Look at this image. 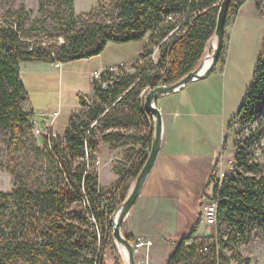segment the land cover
Returning <instances> with one entry per match:
<instances>
[{
  "label": "trees",
  "instance_id": "16d2710c",
  "mask_svg": "<svg viewBox=\"0 0 264 264\" xmlns=\"http://www.w3.org/2000/svg\"><path fill=\"white\" fill-rule=\"evenodd\" d=\"M112 1L116 3L114 19L84 22L79 27L81 18L76 15L75 0H64L68 13L67 25L61 32L64 42L53 46L54 49L42 44L31 46L23 24L16 22L14 26L15 22L8 18L0 21V126L11 131L10 153L19 150L26 128L34 124L32 112L23 107L28 91L21 76L22 61L68 62L101 53L111 41H130L151 32L149 42L139 53L146 56L176 29L161 44L157 64L147 62L136 71H125L107 87H103V81L112 72H104L102 79L94 80L93 96L78 94L81 107L71 115L64 136H40L48 167L39 186H31L24 171L15 166L8 168L15 182L12 189L0 191V264H16L19 259L30 264H108L105 246L108 237L113 236L111 216L119 204L115 202L118 189L106 196L100 185L96 160L102 144L123 145L129 141L151 144L154 123L144 106L143 89L175 82L199 65L214 35L222 3V0ZM237 7L233 5L229 14ZM257 7L264 16L259 2ZM9 13L29 16L24 6ZM256 121H264V36L252 78L229 127L239 124L244 132L248 124ZM150 126L152 131L148 134L145 129ZM259 132L260 126L235 141L234 170L227 172L223 182L215 187L223 264L232 258H243L245 264H251L252 259L240 254L236 245L249 239L254 226L264 227V175L261 163L251 159L249 150ZM146 158L136 157L125 169L119 187L134 182ZM219 160L220 155L208 183L217 177ZM204 197L203 193L202 202ZM196 230L193 228L178 241L168 264L183 260L195 264L193 257L203 264L205 257L196 253V247L184 246ZM128 238L134 240L131 235ZM213 256L208 255L204 264H214Z\"/></svg>",
  "mask_w": 264,
  "mask_h": 264
},
{
  "label": "rangeland",
  "instance_id": "374dc122",
  "mask_svg": "<svg viewBox=\"0 0 264 264\" xmlns=\"http://www.w3.org/2000/svg\"><path fill=\"white\" fill-rule=\"evenodd\" d=\"M258 2L264 8V0H232L231 7L239 5V8L237 7L239 12L232 10L228 16L223 51L213 71L218 75L214 74L211 77L214 79L213 84L216 87L218 86V93L211 99L208 114L200 117L199 122L204 125L205 129L210 130L211 135L223 137L220 158L223 156L227 160V172L234 170V166L229 164L228 160L233 159L235 141L245 138L251 130L260 126V132L249 146V150L251 159L261 163V174L264 175V121L248 124L244 132L240 131L239 124L234 123L229 127V123L236 113L252 78L255 63L263 47L264 16L257 7ZM240 3L243 4L240 6ZM21 6L25 7L29 12V16L23 14L14 16V14L9 13V10H16ZM74 7L76 15L81 18L79 27L84 22L89 23L102 19L111 20L116 15V3L112 0H75ZM67 14V6L64 0H0V21L8 18L9 21L23 24V27L28 30V40L31 46L42 44L47 48L54 49L53 46L61 45L64 42L61 32L67 25ZM79 27L77 28L79 29ZM146 38L148 36L130 41H111L101 53L105 56L109 55L112 61L118 59L135 60L139 57L141 52L139 49L143 46ZM214 46L215 41L210 51H213ZM28 62H32V60ZM135 63H130V66ZM140 66L142 65L136 64L133 67H136L137 70ZM34 86L37 85L28 82L30 99L40 102L41 97L43 100L40 102L42 106L35 108L36 111H42V109L45 111H47L46 109L53 110L61 105L60 120L68 119L69 113L78 103L77 96L72 99V93H69L64 87L54 92L51 91L52 88H49L48 93L44 92L47 94L46 96L40 93L39 88L36 89ZM40 108L42 109L40 110ZM41 117V115L38 117L39 120ZM36 126L37 124L34 123L32 127L26 128L19 150L15 153L9 151L11 131L0 126V191H8L14 186L15 176L8 170L10 166H15L17 169L24 171L31 186H39V181L43 179L44 171L48 167V160L44 153L43 139L37 134ZM145 130L149 131L148 128ZM135 154H137L136 151H129L130 158L134 157ZM107 159L108 152L105 146L102 145L101 163L98 167L101 173L100 183L104 184L102 188L106 196L112 194L111 190L116 191L118 189L115 202L120 204L125 199L123 197H126L133 182H128L120 187L119 181L106 184L112 177ZM99 160L98 157L96 160L97 166ZM123 166L124 162L121 167ZM124 168L126 169V167ZM120 173L122 174V168H120ZM208 184L203 192L205 197L201 202L202 204H200V211L205 200L210 196ZM199 226V232H204L207 236L214 231V226L208 225L204 221L200 220ZM224 231L226 230L224 229ZM236 246L240 254L252 259V264H264V227L254 226L249 239L240 240ZM176 247L173 242L170 247L164 248L162 251H157L158 247H154L153 250L158 255L159 264H167ZM146 258H148V254ZM195 258V264H199L200 259L196 258L195 260ZM105 260L108 264H125L111 235L108 237L105 246ZM16 264L30 263L19 259Z\"/></svg>",
  "mask_w": 264,
  "mask_h": 264
},
{
  "label": "crops",
  "instance_id": "0c3cea01",
  "mask_svg": "<svg viewBox=\"0 0 264 264\" xmlns=\"http://www.w3.org/2000/svg\"><path fill=\"white\" fill-rule=\"evenodd\" d=\"M146 36L148 38L139 51H142L149 42L151 32L143 38ZM139 57L131 61L123 59L112 61L109 55L98 53L68 62L61 61V65H58L56 61L48 60L22 61L20 70L27 91L28 82L36 84L34 88H39L40 93L46 96L49 88H52L51 91L54 92L64 87L72 93V99L77 96L78 102L65 120H60L61 105L53 110L45 111L40 108L42 111H36L35 108L41 107L40 102L43 100L41 97L40 102L30 99L29 91L23 107L32 112L33 123L54 132L58 137H63L71 115L81 107L78 94L85 93L93 96L95 93L93 73L96 70H104L110 65L137 62ZM214 74L215 72H212L205 78L192 81L179 91L162 95L156 103L163 116L162 147L138 200L129 211L122 226L125 235H131L134 239L145 236L154 242L148 249L141 248L135 251L137 264H159L158 255L153 248L158 247L156 250L162 251L170 247L172 242L177 246L178 241L195 227L197 228L195 235L207 236L206 233L199 232L200 204L215 160L221 155L223 137L211 135L210 130L205 129L199 122V118L208 114L211 99L218 93V86L213 84L214 79L211 78ZM51 114L54 116L52 117ZM40 115L42 117L39 120ZM150 120L152 121L153 118ZM151 128V126L148 127L150 132ZM102 145L108 152L107 160L112 175L111 180L106 184H111L115 181L121 182L125 174L124 167L127 169L136 157L138 159L148 157L152 141L150 145L136 144L133 141L123 145L103 142ZM129 151H136L137 154L130 158ZM98 157L100 160L97 167L101 163V152ZM123 162L124 166L121 167ZM120 168H122V174ZM99 175L101 182L100 171ZM100 185L103 187L104 184L100 183ZM214 232L215 228L212 234ZM147 254L148 258H146Z\"/></svg>",
  "mask_w": 264,
  "mask_h": 264
},
{
  "label": "water",
  "instance_id": "95a60500",
  "mask_svg": "<svg viewBox=\"0 0 264 264\" xmlns=\"http://www.w3.org/2000/svg\"><path fill=\"white\" fill-rule=\"evenodd\" d=\"M231 5L232 0H222L218 13L216 29L214 35L212 36V38L216 39V44L213 51L210 52L211 46L209 47V45H211V38L206 47L205 54L196 68H194L175 82L154 86L147 92L145 96L144 106L146 111L152 116L154 123L152 145L148 157L141 170L139 171L135 181L133 182L126 198L116 208L115 212L111 216L114 242L118 247L121 256L123 257L125 264L137 263L135 246L128 238V236L123 233L122 226L129 211L138 200L143 186L155 166L162 147L163 116L160 108L156 103L162 95L179 91L190 84L192 81L205 78L213 72L220 60V56L223 51L229 10L231 8ZM208 57H210V60L208 63H206V59Z\"/></svg>",
  "mask_w": 264,
  "mask_h": 264
},
{
  "label": "built area",
  "instance_id": "2783aa9c",
  "mask_svg": "<svg viewBox=\"0 0 264 264\" xmlns=\"http://www.w3.org/2000/svg\"><path fill=\"white\" fill-rule=\"evenodd\" d=\"M237 11V10H236ZM239 12V10L237 11ZM169 19H172V16H168ZM16 25V23H14ZM14 25V26H15ZM176 29L172 30L169 32L168 36L160 41L159 43L155 44L153 46L152 51L147 54L146 56H140L137 62L134 64H140L143 65L145 63H152V64H157L158 61L161 58V44L168 40V38L174 33ZM58 65H61V61H56ZM133 65V66H134ZM130 66V63L122 62L116 65H110L104 70H96L93 73V79H102L103 73L110 71L112 72V75L109 79L103 81V87H107L109 84H113L115 80H117V76H119L121 73L125 71H136V67ZM150 88V86H146L143 89L142 96L146 93V91ZM48 113H46L47 115ZM57 114V112H55ZM50 115V114H49ZM53 117L54 115L51 114ZM36 131L37 134H46L49 137L56 136V134L52 131L45 130L43 127L40 125L36 126ZM88 158V155H87ZM229 164H232V159L228 160ZM227 160L222 156L220 158L218 166H217V178L213 180L211 183L208 185V193L210 194L209 197L205 200L203 207L200 211V220L204 221L208 225H213L215 228V232L213 234H210L208 236H203V237H198L197 235H193L187 238L185 241L184 246L185 247H196V253L199 254V256L205 257L203 260V264L207 263L208 260L206 259L208 255L211 253L214 255L213 256V261L215 262L214 264H223L221 263V252H220V245H219V234H218V228H217V222H218V209H219V200L218 197L215 194V187L217 185H220V183L223 182L224 178L226 177L227 170ZM134 246H135V251H138L141 248H150L154 242L153 240L149 239L148 237L145 236H138L134 240H132ZM214 249V251H213ZM228 255H231L230 251H226ZM244 256V255H243ZM246 257V256H244ZM245 264L243 258H239L237 260H234L233 258L229 261L227 264ZM176 264H189V261H180ZM226 264V263H224ZM252 264V263H251Z\"/></svg>",
  "mask_w": 264,
  "mask_h": 264
},
{
  "label": "bare ground",
  "instance_id": "6f19581e",
  "mask_svg": "<svg viewBox=\"0 0 264 264\" xmlns=\"http://www.w3.org/2000/svg\"><path fill=\"white\" fill-rule=\"evenodd\" d=\"M214 41H215V44H216V40H215V38H212V40H211V46H213ZM210 52H212V51H210ZM209 58H210V57H208V58L206 59V63L209 62V60H210ZM159 85H160V84H159ZM152 88H153V87H152ZM150 89H151V87L146 91V93H145L143 96H146L147 92H148ZM142 92H143V91H142ZM141 96H142V95H141ZM144 100H145V98H144ZM151 117H152V116H151ZM145 161H146V160H145ZM140 170H141V169H140ZM216 178H217V177H216ZM134 181H135V180H134ZM127 194H128V193H127ZM126 196H127V195H126ZM125 198H126V197H125ZM123 201H124V200H123ZM123 201H122V202H123ZM122 202H121V203H122ZM121 203H120V204H121ZM120 204H119V205H120ZM119 205H118V206H119ZM114 212H115V211H114ZM111 221H112V220H111ZM112 227H113V225H112ZM186 240H187V239H186ZM132 243H133V242H132ZM192 261H194V257L192 258Z\"/></svg>",
  "mask_w": 264,
  "mask_h": 264
}]
</instances>
